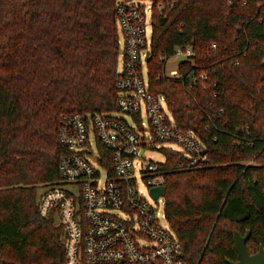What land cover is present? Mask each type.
<instances>
[{
    "label": "trees",
    "instance_id": "16d2710c",
    "mask_svg": "<svg viewBox=\"0 0 264 264\" xmlns=\"http://www.w3.org/2000/svg\"><path fill=\"white\" fill-rule=\"evenodd\" d=\"M118 1L0 0V264L66 263L38 203L60 180L61 115L115 111ZM148 1L150 91L208 155L187 168L160 150L166 218L187 264L236 262V232H251L250 254L264 247V0ZM187 46L194 56L167 76Z\"/></svg>",
    "mask_w": 264,
    "mask_h": 264
},
{
    "label": "built area",
    "instance_id": "2783aa9c",
    "mask_svg": "<svg viewBox=\"0 0 264 264\" xmlns=\"http://www.w3.org/2000/svg\"><path fill=\"white\" fill-rule=\"evenodd\" d=\"M116 20L123 66L117 73L115 111L61 115L58 138L66 153L59 162V183L40 195L39 214L62 228L65 264H187L165 213L160 217L165 193L158 199L151 195L153 188L165 187V161L146 162L141 152L160 145V150L180 153L187 168L207 163L208 155L192 131L177 127L166 97L150 91L144 75L152 37L147 6L119 0ZM193 56L187 46L176 48L174 57L179 63ZM166 73L180 77L179 69Z\"/></svg>",
    "mask_w": 264,
    "mask_h": 264
},
{
    "label": "rangeland",
    "instance_id": "374dc122",
    "mask_svg": "<svg viewBox=\"0 0 264 264\" xmlns=\"http://www.w3.org/2000/svg\"><path fill=\"white\" fill-rule=\"evenodd\" d=\"M132 4H136V5H146L147 6V17H148V21H147V35L150 38L151 35V31H152V26L150 24V20H151V10L150 7L153 4L151 1H143V0H135L132 1ZM178 58L177 57H173L171 59L168 60L167 65H166V70L167 72L171 71V70H178ZM123 66V39L120 37V53H119V58H118V70H121ZM144 75L145 78H147L148 76V71H147V67L145 66L144 69ZM116 114L115 116H119V113H114ZM118 114V115H117ZM143 121L145 123H147L148 125V121H147V117L144 114L143 115ZM154 148H144L141 152V159L145 160L146 162H150V161H154V162H159V163H163L165 161V157L162 154V152L160 151V148L162 146L160 145H156L153 146ZM168 147V146H167ZM178 148V147H177ZM140 161H137V163ZM140 184V189L143 191V193L145 194V196L149 197L148 195V191L147 188L145 187V185L141 182H139ZM44 188V186L42 187ZM44 189L41 190V193L43 192ZM165 207H164V200H161L160 203V208H159V212H160V217L165 213Z\"/></svg>",
    "mask_w": 264,
    "mask_h": 264
},
{
    "label": "water",
    "instance_id": "95a60500",
    "mask_svg": "<svg viewBox=\"0 0 264 264\" xmlns=\"http://www.w3.org/2000/svg\"><path fill=\"white\" fill-rule=\"evenodd\" d=\"M180 61L186 60L185 57L180 58ZM165 193V187L153 188L151 195L154 199H158L160 195ZM251 232L249 231L245 236L236 232L234 235L235 250L238 255V261H229V264H264V247H260L259 251L255 254H250L247 249V241L250 238Z\"/></svg>",
    "mask_w": 264,
    "mask_h": 264
}]
</instances>
